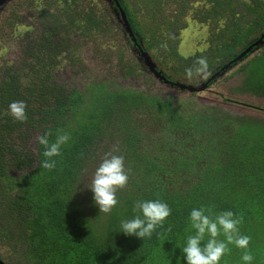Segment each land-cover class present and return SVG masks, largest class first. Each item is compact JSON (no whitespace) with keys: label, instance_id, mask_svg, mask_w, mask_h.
I'll return each mask as SVG.
<instances>
[{"label":"trees","instance_id":"16d2710c","mask_svg":"<svg viewBox=\"0 0 264 264\" xmlns=\"http://www.w3.org/2000/svg\"><path fill=\"white\" fill-rule=\"evenodd\" d=\"M104 1L16 0L1 21L0 31L11 28L19 38L21 57L0 63V246L18 254L17 264H185L178 247L189 234L188 214L209 206L243 218L240 230L251 237L253 264H264V120L191 97L119 87L109 78L87 75L81 87L57 79L61 68L86 70L84 48L91 41L101 48L121 33L124 49L132 50L116 6ZM118 2L137 50L151 58L160 53L166 70L176 74L194 70L201 58L212 74L219 60V68L239 63V53L254 41L247 44L255 30L251 20L264 19L246 0ZM189 17L211 25V32L204 48L185 56L177 45ZM262 53L241 70L244 88L264 95ZM117 55L121 76L143 72L136 59ZM20 100L27 105L22 122L8 108ZM60 132L71 139L56 167L43 169L38 138L51 133L54 141ZM109 151L125 156L130 179L117 193L119 205L105 216L90 190L74 192ZM138 199H159L172 209L144 241L117 232ZM229 247L222 264H243L242 251Z\"/></svg>","mask_w":264,"mask_h":264},{"label":"clouds","instance_id":"9594fccd","mask_svg":"<svg viewBox=\"0 0 264 264\" xmlns=\"http://www.w3.org/2000/svg\"><path fill=\"white\" fill-rule=\"evenodd\" d=\"M198 65L194 70H187V78L207 75V61L201 58ZM8 108L16 121L27 119V105L24 101H13ZM50 135L45 133L38 138V144L43 147L41 167L49 171L56 167L55 158L61 155L63 146L71 139L66 132L57 134L54 141H50ZM129 173L124 155L116 154L115 151L106 152L88 181L75 185L74 194L78 190H90L99 214L109 216L120 203L117 193L128 186ZM81 184L83 188L79 187ZM132 213L131 217L121 218L117 232L144 241L151 239L157 229L165 224L172 209L168 203L159 199H138L133 203ZM187 222L189 234L185 236L183 245L178 247L185 264H222L231 252L230 245L242 251L240 260L243 264H253L255 257L250 249L251 237L241 233V216L231 210L214 212L209 206H200L190 210Z\"/></svg>","mask_w":264,"mask_h":264},{"label":"rangeland","instance_id":"374dc122","mask_svg":"<svg viewBox=\"0 0 264 264\" xmlns=\"http://www.w3.org/2000/svg\"><path fill=\"white\" fill-rule=\"evenodd\" d=\"M15 1L16 0H9L5 3L6 5L4 4V6L0 9V25L4 16L8 14L11 5ZM95 1L99 2V0ZM102 2L104 5H107L106 1L102 0ZM172 7L173 6H167L165 8ZM29 15V13H26L24 18L28 20ZM210 28L211 25L209 24H204V30L199 29L198 24L193 26H191V24L182 26L181 31L179 32L177 50L185 56L195 55L198 49L206 46V38H208L211 32ZM5 30L7 31V34L6 31H0V63L5 62L7 59L10 61L17 59L19 61L21 57V44L19 42V38L12 35L11 28H6ZM119 36L121 37V33L111 35V41L105 40V45L101 48L97 47L96 44L91 41L84 48V57L87 64L86 70L83 73L75 74V72L70 69L61 68L56 71L57 79L62 83L64 82L67 86L77 85L81 87L85 76L90 75V77L95 79L109 78V80L113 82L112 84L123 88L131 87L134 89L146 90L149 93H160L162 95L172 94L173 96H187V93L181 92L177 89L170 90L160 82L151 78L147 72L144 71V68L140 63V68L143 69V72H140L139 74H132L128 77L121 76L120 68L117 63V54H119V52H123V61H127V59L131 61V58L133 60L136 59V57L130 47L124 49L125 42L124 40H121L122 37L120 39ZM198 42H202V44H199ZM111 44L116 45L111 46ZM189 45L190 48H188ZM263 49L264 46H261L251 56L247 57L246 60L233 67V69L224 76L218 78L210 88L195 93L196 103L205 106L222 107L234 114L247 115L264 120V95L255 93L252 90H246L244 88L242 83L246 77V71L241 70V67L247 64L249 60L256 58V56L257 58L261 57L263 55ZM154 59L164 66V62L162 60L163 58L160 53L157 54ZM180 75L179 79L181 82L190 81L197 83V79H202L203 77L187 78L186 73L181 71ZM31 143H33V140H31ZM0 253L5 261L8 260L12 264L20 263L19 260H17L19 259L18 254L15 252L13 254L12 250H9L7 246H0ZM24 264L31 263L27 262Z\"/></svg>","mask_w":264,"mask_h":264},{"label":"flooded vegetation","instance_id":"af4514ba","mask_svg":"<svg viewBox=\"0 0 264 264\" xmlns=\"http://www.w3.org/2000/svg\"><path fill=\"white\" fill-rule=\"evenodd\" d=\"M246 2L248 4L253 5V6H259L260 12H262L264 14V0H246ZM109 4L113 5L114 7L116 6V4L114 2H111V1H109ZM113 11L116 12V9L113 8ZM262 20H263V22H262ZM254 22H255V30L253 33H251V36L248 39L247 44H249L253 40L254 41L251 42L252 44L250 46H248L247 51L244 50L245 52L242 51L241 53H239V55L236 58V59H240L239 63L246 60L247 57L251 56L261 46H264V19H258L257 18V19L251 20V23H254ZM189 24H191V26L198 24L199 29L204 30V24L200 23L199 21L195 20L194 18L189 17L188 19H186L184 25H189ZM201 25H203V26H201ZM131 43L133 44L132 51H133L136 59L138 60V62L142 65V60H140L141 54L139 53L137 48L134 46L135 42L132 39H131ZM238 51H239V49L236 52H238ZM244 55H246V56L243 58ZM152 60L154 61L156 66L160 69L161 75L163 76V79H160L159 77H155L152 73L148 72L146 70V68L142 65L144 68V71H146L147 74L151 78L160 82L162 85L166 86L170 90L177 89V90H180L181 92L187 93V96H175V97H180V98L191 97L194 100H195V93L200 92V91H191V90H188L186 88H180L179 86H177L175 84V81H178V82L183 83V84H192V85H198L200 83L205 82V83H207V86L204 90H206V89L210 88L212 86V84L218 78L224 76L226 73L231 71L233 69V67H235L239 64V63L231 64V62H228L219 68V66L221 64L220 63L221 61L219 60L220 62L218 61L215 65V67L213 68V70H217L214 74H212V71H209V72H207V75L203 76L202 79L201 78L197 79V81H196L197 83H194V82H190V81L189 82H181L179 79L181 76L180 73L176 74L172 70L167 71L166 67H164L161 63H159L156 59L152 58ZM137 90H141V89H137ZM143 91H146V90H143ZM146 92H148V91H146ZM166 95H170V94H166Z\"/></svg>","mask_w":264,"mask_h":264},{"label":"water","instance_id":"95a60500","mask_svg":"<svg viewBox=\"0 0 264 264\" xmlns=\"http://www.w3.org/2000/svg\"><path fill=\"white\" fill-rule=\"evenodd\" d=\"M8 1L9 0H0V9ZM109 1L114 2L116 4V7H115L116 15L119 17V20H120L122 26L124 27L125 33H127L132 38V40L135 41L136 36L130 27V24H129V21L126 17L124 9L121 7L118 0H109ZM188 48H190V45ZM245 51H247V49ZM139 53L141 54L140 60H142V65L146 68V70L148 72L152 73L155 77H159L160 79H163V76L161 75V71L158 69V67L156 66V64L152 60L150 54L147 51H142ZM175 84L177 86H179L180 88H186V89L191 90V91H202L207 86V83H205V82L200 83L198 85H192V84H183V83H180L178 81H175ZM0 264H6V263L4 262V260H2L0 258Z\"/></svg>","mask_w":264,"mask_h":264}]
</instances>
